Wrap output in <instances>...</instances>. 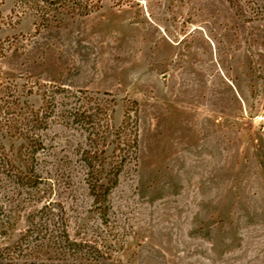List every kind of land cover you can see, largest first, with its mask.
<instances>
[{
	"label": "rangeland",
	"instance_id": "rangeland-1",
	"mask_svg": "<svg viewBox=\"0 0 264 264\" xmlns=\"http://www.w3.org/2000/svg\"><path fill=\"white\" fill-rule=\"evenodd\" d=\"M241 5L0 0V264H264V0Z\"/></svg>",
	"mask_w": 264,
	"mask_h": 264
},
{
	"label": "trees",
	"instance_id": "trees-1",
	"mask_svg": "<svg viewBox=\"0 0 264 264\" xmlns=\"http://www.w3.org/2000/svg\"><path fill=\"white\" fill-rule=\"evenodd\" d=\"M243 0H227V2L229 3V5L232 8H239L241 5V2ZM253 2V0H250ZM136 134H134L135 136ZM135 138V137H134ZM133 138V141H134ZM134 143V142H133ZM136 143V142H135ZM134 143V144H135ZM133 144V147H135V145ZM119 170L116 169L112 176L107 180V183H101L98 184L97 182L92 184V191H93V195H94V203L96 205H98L101 210L103 212H106V202H107V196L111 190V188L115 185V180L118 176Z\"/></svg>",
	"mask_w": 264,
	"mask_h": 264
},
{
	"label": "built area",
	"instance_id": "built-area-1",
	"mask_svg": "<svg viewBox=\"0 0 264 264\" xmlns=\"http://www.w3.org/2000/svg\"><path fill=\"white\" fill-rule=\"evenodd\" d=\"M264 120V119H263Z\"/></svg>",
	"mask_w": 264,
	"mask_h": 264
}]
</instances>
